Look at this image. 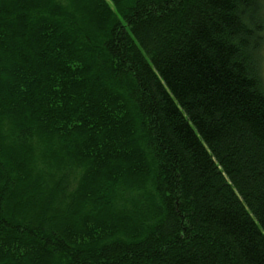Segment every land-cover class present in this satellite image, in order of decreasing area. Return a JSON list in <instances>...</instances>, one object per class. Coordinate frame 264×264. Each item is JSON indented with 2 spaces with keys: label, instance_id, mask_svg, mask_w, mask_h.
Here are the masks:
<instances>
[{
  "label": "trees",
  "instance_id": "obj_1",
  "mask_svg": "<svg viewBox=\"0 0 264 264\" xmlns=\"http://www.w3.org/2000/svg\"><path fill=\"white\" fill-rule=\"evenodd\" d=\"M264 0H0V264H264Z\"/></svg>",
  "mask_w": 264,
  "mask_h": 264
},
{
  "label": "rangeland",
  "instance_id": "obj_2",
  "mask_svg": "<svg viewBox=\"0 0 264 264\" xmlns=\"http://www.w3.org/2000/svg\"><path fill=\"white\" fill-rule=\"evenodd\" d=\"M263 59H264V51H263ZM263 78H264V60H263Z\"/></svg>",
  "mask_w": 264,
  "mask_h": 264
}]
</instances>
